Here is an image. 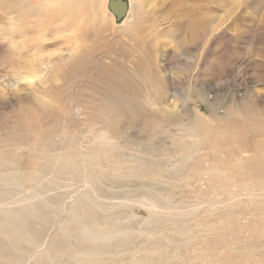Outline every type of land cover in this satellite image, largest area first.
<instances>
[{
  "label": "rangeland",
  "instance_id": "374dc122",
  "mask_svg": "<svg viewBox=\"0 0 264 264\" xmlns=\"http://www.w3.org/2000/svg\"><path fill=\"white\" fill-rule=\"evenodd\" d=\"M132 1L0 0V264H264V0Z\"/></svg>",
  "mask_w": 264,
  "mask_h": 264
},
{
  "label": "bare ground",
  "instance_id": "6f19581e",
  "mask_svg": "<svg viewBox=\"0 0 264 264\" xmlns=\"http://www.w3.org/2000/svg\"><path fill=\"white\" fill-rule=\"evenodd\" d=\"M64 1V2H63ZM129 1V6H130V8H131V5H132V0H128ZM107 2H108V0H50V4H49V7L51 6V7H53V9H50V11L49 12H47L46 14L47 15H49V16H54V13H52V12H55V14L56 13H59V12H62V10L64 9V13H65V15H64V18H68L69 20L70 19H75V15H77V13H78V11L79 10H81L82 11V13H83V16H80V17H78V24H76L77 25V27H80V26H82L83 24H81L80 25V23H82V21L83 20H85V18H91V20L93 21V20H97V19H99V20H101V21H99V22H101V24H103L102 22H104L105 24H106V22H105V19H106V21L107 22H110V23H112L113 21H114V18H113V16L107 11V8H106V5H107ZM35 3H37V2H35ZM45 3H46V1H45ZM39 4V3H38ZM37 6V5H36ZM47 6H48V1H47ZM42 8V7H41ZM37 9V8H36ZM45 9V8H44ZM47 9V8H46ZM34 10V9H33ZM38 11H40L41 12V10H38ZM29 12H31V11H29ZM28 12V13H29ZM46 12V11H45ZM129 13H130V9H129ZM30 14V13H29ZM28 14V15H29ZM34 14H35V12H34ZM63 14V13H62ZM27 15V16H28ZM44 15H45V13H44ZM47 15H45V16H47ZM39 16H40V18H41V21H42V15H38V19L36 20L37 22H41V21H39ZM57 16H59V15H57ZM60 16H62V15H60ZM48 17V16H47ZM30 18V17H29ZM57 18V17H56ZM101 18V19H100ZM13 19V18H12ZM63 19V18H62ZM68 19L66 20V21H68ZM16 20V19H15ZM15 20H11L10 21V24L8 25L9 27V33H8V35H11L12 33H14V34H16L17 32H20V30H19V28L21 27V26H19L18 27V24H17V22L15 21ZM47 19L45 18V21H46ZM72 20V21H73ZM128 20H130V18H129V14H128V16L126 17V19L120 24V25H117V26H119V27H123L124 26V24H126L127 23V21ZM35 21V22H36ZM44 21V22H45ZM62 21H64V20H62ZM65 21V22H66ZM75 21V20H74ZM74 21L72 22L73 24H74ZM79 21H80V23H79ZM126 22V23H125ZM130 22V21H129ZM67 24L69 23V21L68 22H66ZM70 23H71V20H70ZM84 23V22H83ZM89 23H90V21H89ZM36 24V23H35ZM44 25H45V23H43ZM99 24V23H98ZM104 24V25H105ZM37 25H38V23H37ZM37 25H36V27H37ZM47 25V24H46ZM64 25L65 24H63V27H64ZM80 25V26H79ZM39 28H40V30H41V28L43 27V25H42V23H40L39 24ZM57 26H60V25H57ZM56 26V27H57ZM94 26V25H93ZM98 26V28H99V25H97ZM48 27V26H47ZM63 27H62V29H63ZM68 27V26H67ZM76 26H75V28H77ZM95 27H96V25H95ZM49 28V27H48ZM70 28H72V26L70 27ZM74 28V29H75ZM106 28V27H105ZM30 29H32V28H30ZM43 29V28H42ZM45 29V28H44ZM44 29H43V31H44ZM52 29V31H55V29H56V31H58V29L59 28H55L54 30H53V28H51ZM65 29H67V28H65ZM64 29V30H65ZM96 29V28H95ZM101 29H102V27H101ZM122 29H124V28H122ZM126 29H128V26H127V28ZM21 30H22V27H21ZM38 30V29H37ZM60 30V29H59ZM80 30V29H79ZM46 31V30H45ZM49 31H51V30H49ZM71 31V30H70ZM73 31H76V30H73ZM73 31H71L73 34H75ZM35 32V31H34ZM39 32V31H38ZM41 32H42V30H41ZM71 32H70V35L72 36V34H71ZM77 32V31H76ZM21 33V32H20ZM24 33V32H23ZM40 33V32H39ZM44 32H42V34H43ZM49 33H51V32H49ZM49 33H47V34H49ZM56 33V32H55ZM59 33H60V31H59ZM58 33V34H59ZM62 33V32H61ZM60 33V35H59V37H61V36H63L64 35V39H66V37H65V35H66V33H67V31L66 32H64L63 34H61ZM68 33H69V30H68ZM67 33V34H68ZM78 33V32H77ZM81 33V32H80ZM19 34V33H18ZM25 34V33H24ZM82 34V33H81ZM80 34V35H81ZM52 35V37L54 36V37H56V35H53V34H50V36ZM46 36V34L44 33V35L42 36V38L44 37V38H46L45 37ZM49 36V37H50ZM67 36H69V35H67ZM75 36V35H74ZM74 36H73V38H74ZM33 37H36V36H33ZM33 37H31L30 36V39L31 38H33ZM39 37H41V34L39 35ZM48 37V36H47ZM41 38V39H42ZM73 38H70L71 40H69V41H71V43H72V39ZM9 39V38H8ZM41 39H40V41H41ZM51 39V38H50ZM58 39V38H57ZM68 39V38H67ZM66 39V40H67ZM42 40H44V39H42ZM74 40H77L76 38L74 39ZM38 41H39V39H38ZM66 42H68V41H66ZM66 42H64V43H66ZM75 41H73V43H74ZM12 43V42H11ZM70 43V44H71ZM76 43V42H75ZM32 44H34V43H32ZM68 44V43H67ZM63 45H65V44H63ZM41 46H44V45H41ZM123 46V45H122ZM37 47V46H36ZM39 47V46H38ZM36 49V48H35ZM121 54H123V51H122V49H119V51H118V55H121ZM118 55L117 54H115L114 56H115V58H114V61L117 63V61H116V59H118ZM35 77V76H34ZM33 78V77H32ZM84 226H85V224H84ZM88 227L86 226V229H87ZM87 231L88 230H86L85 231V233L87 234ZM14 236H15V234H14ZM45 254V253H44ZM46 256V255H45ZM45 256H43L42 255V257L44 258ZM37 261V260H36ZM42 260H41V258H40V261L38 260V263L40 262V263H42L41 262Z\"/></svg>",
  "mask_w": 264,
  "mask_h": 264
},
{
  "label": "water",
  "instance_id": "95a60500",
  "mask_svg": "<svg viewBox=\"0 0 264 264\" xmlns=\"http://www.w3.org/2000/svg\"><path fill=\"white\" fill-rule=\"evenodd\" d=\"M107 11L113 16L115 25H120L129 14L128 0H108Z\"/></svg>",
  "mask_w": 264,
  "mask_h": 264
}]
</instances>
